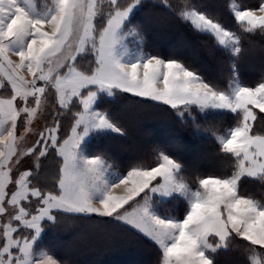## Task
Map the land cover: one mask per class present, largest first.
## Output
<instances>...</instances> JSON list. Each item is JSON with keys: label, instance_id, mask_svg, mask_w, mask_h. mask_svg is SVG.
<instances>
[{"label": "snow or ice", "instance_id": "1", "mask_svg": "<svg viewBox=\"0 0 264 264\" xmlns=\"http://www.w3.org/2000/svg\"><path fill=\"white\" fill-rule=\"evenodd\" d=\"M147 8H162L196 33L211 36L233 60L227 85L206 79L179 59L145 53L142 26L134 21ZM228 10L243 33L264 34V0L255 6L230 0ZM241 41V35L189 0L178 5L169 0H0V90H10L0 95V264H61L40 242L64 216L107 218L106 223L139 233L157 246L158 264H214L213 254L236 238L247 242L250 264H264V201L240 191L244 178L264 183V133L254 131L258 121L264 125V78L253 86L240 81L235 60ZM84 55L92 56L88 68L79 66ZM118 93L167 105L193 123V110L205 117L231 114L233 124L216 140L235 159V171L197 178L193 188L183 163L159 149L153 165L113 171L108 158L90 155L89 147L94 139L125 135L98 107L105 95ZM50 104L53 123L37 133L31 147L22 148ZM65 114L72 121L61 135ZM50 154L60 167L52 189H46L38 184L39 161ZM34 155V168L17 171L25 157ZM174 201L185 204L183 214H162L161 205Z\"/></svg>", "mask_w": 264, "mask_h": 264}, {"label": "trees", "instance_id": "2", "mask_svg": "<svg viewBox=\"0 0 264 264\" xmlns=\"http://www.w3.org/2000/svg\"><path fill=\"white\" fill-rule=\"evenodd\" d=\"M169 2L178 5L182 0H169ZM189 2L195 4L200 11L212 15L224 27L242 36L243 50L235 60L239 79L249 86L260 82L264 78V34L243 33L228 10L230 0H189ZM235 2L241 6H255L257 0H235ZM153 3H159V0H153ZM134 23L142 26L143 47L147 52L164 58L179 59L221 87H225L229 82L233 60L227 52L216 45L211 36L196 33L177 16L165 12L162 8L145 9L138 14ZM153 23L162 25L160 27L163 29L152 25ZM189 45L199 52V57L189 51ZM121 94L109 100L103 98L98 107L110 113L115 123L124 129L125 137L110 135L108 138L113 142L111 145L102 140L94 142L98 144L96 147L99 152L107 158H110L109 154L105 153L111 152L112 163L115 164L117 172H125L135 163L153 165L158 149L183 163L184 178L193 188L197 186V178L225 177L235 171V159L224 154L216 140V135L223 134L233 124L231 114H209L205 117L193 110L192 115L196 117L193 123L190 119L179 118L176 110L167 105ZM0 95H3V90H0ZM143 131L146 132L145 135ZM254 131L264 133V125L258 121ZM142 137L150 139L141 144ZM240 191L242 195L264 201V183L244 178L240 182ZM184 208L185 204L182 201L161 205L162 214L172 213L178 217L183 214ZM106 219L94 216L90 219H65L63 229L60 228V232L49 235V240L52 242L48 251L63 264L64 262L123 264V261L121 263L110 261L115 254L121 252H125L123 254L125 260L137 253L142 257L141 259L144 258L141 264H158L160 253L154 243L137 232L106 223ZM73 228L89 231V236L85 238L86 235L78 233L74 237L69 235ZM103 232L109 235L99 237L98 235ZM92 234L96 235V238ZM87 243L91 248H83ZM246 243L239 238L234 239L227 249H219L213 254L214 264H250V252L245 249ZM69 248L77 252L70 254ZM103 249L105 252L102 253L105 255L102 257H88L93 255V252ZM106 255L109 258L104 260Z\"/></svg>", "mask_w": 264, "mask_h": 264}, {"label": "rangeland", "instance_id": "3", "mask_svg": "<svg viewBox=\"0 0 264 264\" xmlns=\"http://www.w3.org/2000/svg\"><path fill=\"white\" fill-rule=\"evenodd\" d=\"M152 25L159 26V27L162 26V25L156 24V23H153ZM98 27H99V24H98ZM160 28L163 29V27H160ZM143 46H144V43H143ZM128 47H129L130 50H134L135 47H136V44H135V42H134V40L132 38H129ZM189 48H190L189 51H191L192 54L197 55L199 57V55H200L199 52L192 45H189ZM143 50H144L145 53L151 54L150 52H147L144 49V47H143ZM13 59H16V58L13 57ZM262 59H263V57H262ZM91 60H92V56L91 55H84L83 57H78L79 66L81 68H88V67H90V63L89 62ZM118 94H120V93H118ZM122 94L123 95H129L130 97L135 98V99L143 100L142 98H138V97L132 96L131 94H127V93H122ZM8 95H10V90H7V88L5 90L3 89V96H8ZM53 97H54V93L51 92V91H49V93H48V99L51 100ZM114 97H107L106 95L104 96V98H106L107 100L112 99ZM101 101L99 103H101ZM151 102H153V101H151ZM153 103H158V102H153ZM53 107L54 106L50 104L48 106V108H47L46 111L42 109V115L38 116L37 119L33 122V125H32V129L33 130H32V132L28 133L25 136V139L22 142V148H25L26 149L28 147H31L34 144L35 140L37 139V133L39 131L43 130L45 127L51 126V124L53 123V120L48 115V113L53 110ZM71 121H72L71 116L68 115V114H65L64 116L61 117V134L62 135H64L63 132L64 133H67L69 131V128H70V125H71ZM141 131L142 130H140V132ZM22 132H23L22 126H19L18 125V135L21 134ZM142 133H143V135H145L146 132L143 131ZM112 134L115 135V133H112ZM112 134H110V135H112ZM110 135L104 136V137H100L98 139H94L91 142V144H90L89 154L90 155H95V154L101 153V152H99L98 148L96 147L98 144H95L94 143L95 141L102 140L106 144H110L111 145V143H113V142H112L111 138H108ZM118 136H121V135H118ZM142 138H144V137H142ZM142 138H141V144H143L144 141H149V139H150V138H144V140H143ZM134 146L136 148V145H134ZM105 154H109L108 156L110 158H108V160L113 165V169L112 170L115 171V172H117L115 170V164L112 163L111 152H109V153L106 152ZM136 155H138L137 152H136ZM34 161H35V155L33 157H25L22 160L21 164L19 166H17V171H23V170L28 169V168H34ZM39 163H40V172H39L40 179L38 181V184H39V186H41L43 188L52 189V187H53V185L55 183V180H56V178L58 176V170H59V167H60V160L58 158H55L54 155H51L50 154L49 157L42 158L39 161ZM17 171H14V173H13L14 176L17 174ZM34 183H37V181H34ZM121 191H122L121 189H117V190H115V194H120ZM67 218L74 219V217H72V216H64V217H61L60 218L59 224H57L54 228L53 227H48V229L44 233V236H43L42 241L40 242L41 243V246L45 250L48 251V248L50 246V243L52 242V241L49 240V235L51 233H58V232H60L61 231L60 228L63 229V227H64V220L67 219ZM88 232L89 231H86V230H76V229L73 228L71 230V232L68 233V234L71 235V236H73V237H74V235L76 236L77 233L78 234H84V235H86V236H84L86 238L87 236H89ZM108 235H109V233H104L103 232V233H101L98 236L103 238V237L108 236ZM92 236L96 238V235H93L92 234ZM213 242H215V241L213 240ZM87 244H85L83 246V248H85V249L86 248H91V245H89V244L87 245ZM68 250H69L68 252L70 254H73V253L77 252V250L72 249V248L71 249L69 248ZM102 252H105V249L99 250V251H95V252H93V255H91V256L88 255V257L89 258L90 257L91 258H95L97 256H101L102 257L103 255H105V253H102ZM123 254H125V252H123V253L121 252V253L115 254V257H113L112 259H110V261L114 260L115 263H121V261H123V264H141L144 261L143 260L144 258L141 259L142 257H139L137 253H136V255H131L127 260H125L126 257ZM55 258H57V257H55ZM107 258H109V256L106 255V257H105L104 260H107ZM61 264H63L62 261H61ZM85 264H94V263L93 262H87V263L85 262Z\"/></svg>", "mask_w": 264, "mask_h": 264}]
</instances>
